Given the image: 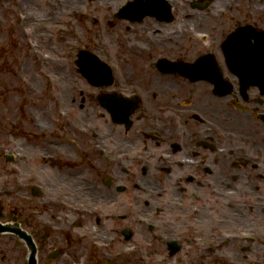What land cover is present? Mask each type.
I'll list each match as a JSON object with an SVG mask.
<instances>
[{
    "label": "flooded vegetation",
    "instance_id": "flooded-vegetation-1",
    "mask_svg": "<svg viewBox=\"0 0 264 264\" xmlns=\"http://www.w3.org/2000/svg\"><path fill=\"white\" fill-rule=\"evenodd\" d=\"M150 21L112 14L103 24L130 36L85 38L84 49L113 66L112 84L98 95L126 99L118 111L108 109L86 84L78 103L88 110L84 122H99L98 133L75 132L60 120L70 91L60 95L48 74L33 72L28 84L25 66L32 62L9 46L2 54L0 264H28L33 245L37 264H139L118 253L129 245L168 252L170 235L183 237V251L197 252V237L240 228L264 239V18L239 5L212 29L195 23L207 41ZM247 28L252 32L235 38L226 54V36ZM161 33L171 41L145 38ZM162 59L201 63L171 75L157 69ZM225 251L264 254V245L231 243Z\"/></svg>",
    "mask_w": 264,
    "mask_h": 264
},
{
    "label": "rangeland",
    "instance_id": "rangeland-1",
    "mask_svg": "<svg viewBox=\"0 0 264 264\" xmlns=\"http://www.w3.org/2000/svg\"><path fill=\"white\" fill-rule=\"evenodd\" d=\"M60 7L65 8L69 6L70 0H59ZM41 7V6H40ZM62 8L59 9V17L58 19L60 21L65 19L66 12L62 10ZM67 17V15H66ZM75 29L79 32V26H76ZM44 35L41 37L44 39V42L47 43V46L52 51L56 52L60 55H65L68 52V45H67V29L65 31H61V27L59 26V36L57 34H51L47 32H43ZM87 36V35H84ZM66 38V40H65ZM66 41V42H65ZM59 56V55H58ZM64 74L67 73V71L62 72ZM68 75V74H67Z\"/></svg>",
    "mask_w": 264,
    "mask_h": 264
}]
</instances>
